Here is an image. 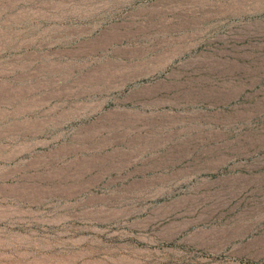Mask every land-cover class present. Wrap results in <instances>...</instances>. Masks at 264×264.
I'll list each match as a JSON object with an SVG mask.
<instances>
[{"label": "rangeland", "instance_id": "rangeland-1", "mask_svg": "<svg viewBox=\"0 0 264 264\" xmlns=\"http://www.w3.org/2000/svg\"><path fill=\"white\" fill-rule=\"evenodd\" d=\"M0 264H264V0H0Z\"/></svg>", "mask_w": 264, "mask_h": 264}]
</instances>
